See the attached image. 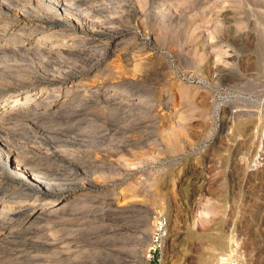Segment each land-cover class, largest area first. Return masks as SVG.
<instances>
[{"label": "rangeland", "instance_id": "obj_1", "mask_svg": "<svg viewBox=\"0 0 264 264\" xmlns=\"http://www.w3.org/2000/svg\"><path fill=\"white\" fill-rule=\"evenodd\" d=\"M57 4L81 35L123 34L106 53L29 50ZM0 16L26 27L0 29V172L18 200L82 193L0 236V264H219L235 246L264 264V0H0ZM70 73L82 88L63 113H8ZM11 152L34 174L10 171ZM160 233L165 259L149 260Z\"/></svg>", "mask_w": 264, "mask_h": 264}, {"label": "bare ground", "instance_id": "obj_2", "mask_svg": "<svg viewBox=\"0 0 264 264\" xmlns=\"http://www.w3.org/2000/svg\"><path fill=\"white\" fill-rule=\"evenodd\" d=\"M58 4H60V3H58ZM54 6H56V5H54ZM56 9H57V12H56L57 16L54 18V20L52 22L54 24L55 28H52L50 30H46L45 34L42 35L43 37L36 38L35 41L33 42V44L31 43V46L29 45V47H28L29 50L30 49L32 50V48H36V47L38 48V46H40V45L47 44L48 47H49L48 48L49 51L52 52L55 57H56L55 54L58 55V54L61 53V55H62V53H69V52H76V53H81V54H82V52H86V51H89V52H95V51L105 52L107 47L109 45L114 44L115 41H116V38L120 37V35L123 34V33L114 34V33L111 32L112 34H109V35H103V34L102 35H97L96 34L97 32H96L94 34H92V33L91 34L90 33H83L81 35L77 31V27L75 26L76 24L74 25V24L68 22L66 20V18L64 19L63 17H61L62 13L61 14L59 13V9H60L59 5L56 6ZM55 11L56 10H54V12L52 11L54 13L53 15H55ZM60 11H61V9H60ZM49 16H51V15H49ZM8 19H10V18H8ZM8 22H7V18H5L4 16H0V29L5 26L7 30H8V28L9 29L11 28L12 33L15 32V33L19 34L20 32H22V33L25 32V28L26 27L24 28V25L21 26V24H19V22H13V21H12V23H8ZM6 23H8V24L6 25ZM31 28H33V27H31ZM126 29H128V28H126ZM26 30H28V28ZM85 31H86V29H85ZM100 32H98V33H100ZM113 32H114V30H113ZM119 32H120V30H119ZM1 34H2V32H1ZM106 34H107V32H106ZM39 35H41V34H39ZM39 35H37V36H39ZM3 36H5V35H3ZM19 36H21V35H19ZM0 43H2V41ZM27 43H28V41H27ZM3 45H5V44L3 43ZM119 45H120V43H119ZM14 47L19 48L20 46L19 45H15ZM17 48H15V49H17ZM22 48H24V47H22ZM46 48H45V50H47ZM21 53H22V51H21ZM1 54H3V53H1ZM74 55L76 56V54H74ZM57 58H59V57H57ZM147 59H148V57H147ZM140 61H142V60H140ZM71 70H73V69H71ZM135 70H137V69H135ZM63 74H65V73H63ZM57 80H58V78H57ZM60 81H61L60 82L61 85L59 87H57L55 91H52V90L50 91V89L48 87H46V85H44L42 83L35 84V87L30 89L29 91L27 90V92H25V93H23V91H22L21 92L22 94L15 99V101L13 103V107H12V109L10 108L11 110L8 111V113L14 114L15 116L24 115V118L26 116V117L31 118V119H34V118H36L37 120L38 119L39 120L42 119V121L43 120L46 121V119H50V118L52 119L53 116H55L56 114L60 113L61 111L63 113L65 109H67L68 107H70L73 104L75 99L77 100V98H78L77 96H79L78 92L80 90L79 87H80L81 84L79 85V83H80L79 75L78 74H72V73H70L68 75L66 74V76L64 78H62V80H60ZM6 85H7V83H6ZM80 88H82V87H80ZM108 99L113 100V101L115 100V102L118 101L120 103H123L125 101H130V98L128 99L124 94H122L120 92L118 94L117 93L113 94V95L110 94ZM147 101H148V99L146 97L142 96V97H138V100L135 101L134 104L135 105H140V106L141 105L145 106V105H147L146 104ZM11 116H8V117H11ZM38 122H40V121H38ZM6 159H7V162H9L10 171L16 172V174L17 173H22V175L24 177L28 178V177L31 176V174H34V172H35L34 171V172H32L30 174V172H29L30 169L28 170L26 168L29 165L28 164L29 161L26 160V158L25 159L21 158L17 154V152L16 153L15 152L9 153L8 157ZM12 185L13 184H11L9 182V180H7L5 178V176L0 172V222H1V225H0V236H4V237L10 236V233H16L17 231H19L20 229L25 227L27 224L29 225L30 223L38 222L39 220H41V218L45 214H53L56 211L61 210V208H64V207L68 206V203H69L70 200H72V201L73 200L74 201H78L79 200L80 201L81 200L80 196H82L81 195L82 193L79 194V192L70 193V194H67L65 196H62V198L56 200V203L54 202L55 204H61L60 207L58 206V207L55 208L52 205H41V204L39 205V204H36V197L34 198V197H31L30 195H27V196L25 195L26 197H23L22 199L18 200L17 195H15L17 189H16L15 186H12ZM95 185H97V184H95ZM89 186H91V185H89ZM13 187H14V189H13ZM11 188H12V190H15V191H12L9 194L5 195L6 191L11 190ZM29 189L31 190V192L33 191L32 187L29 188ZM1 190L4 191L3 194L1 192ZM31 192H29V193H31ZM92 195H93V193H92ZM90 197H92V196H90ZM122 199H123V197H122ZM131 201H128V200L125 199L124 201L120 202V205H118V206H120L121 209L129 210V206H130V202ZM139 201L140 200H138V202ZM51 207H53V208H51ZM23 213H25L24 216H22ZM39 222H41V221H39ZM166 237H167V235L163 236L162 241H161V246H162L163 242L165 241L164 248L162 247V250H163L162 258L163 259H165V256H166L165 252H166V248H167V244H168V240H166L167 239Z\"/></svg>", "mask_w": 264, "mask_h": 264}, {"label": "built area", "instance_id": "obj_3", "mask_svg": "<svg viewBox=\"0 0 264 264\" xmlns=\"http://www.w3.org/2000/svg\"><path fill=\"white\" fill-rule=\"evenodd\" d=\"M165 233H160L154 238V244L148 249L147 259L153 260L157 251L162 252L161 241ZM219 264H250L245 258L244 250L237 248L229 249L226 256H223Z\"/></svg>", "mask_w": 264, "mask_h": 264}]
</instances>
